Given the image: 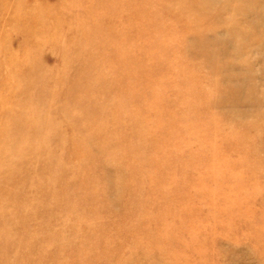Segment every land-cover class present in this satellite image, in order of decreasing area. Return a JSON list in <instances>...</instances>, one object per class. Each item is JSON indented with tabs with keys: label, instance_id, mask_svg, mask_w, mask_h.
I'll return each mask as SVG.
<instances>
[{
	"label": "rangeland",
	"instance_id": "rangeland-1",
	"mask_svg": "<svg viewBox=\"0 0 264 264\" xmlns=\"http://www.w3.org/2000/svg\"><path fill=\"white\" fill-rule=\"evenodd\" d=\"M0 264H264V0H0Z\"/></svg>",
	"mask_w": 264,
	"mask_h": 264
}]
</instances>
